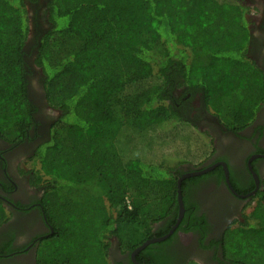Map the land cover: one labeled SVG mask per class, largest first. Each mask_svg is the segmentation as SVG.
I'll list each match as a JSON object with an SVG mask.
<instances>
[{"label": "trees", "instance_id": "trees-1", "mask_svg": "<svg viewBox=\"0 0 264 264\" xmlns=\"http://www.w3.org/2000/svg\"><path fill=\"white\" fill-rule=\"evenodd\" d=\"M251 13L246 0H0V138L23 142L34 124L30 62L54 111L50 140L24 163L54 228L44 264H108L112 238L133 252L152 223L175 222L182 167L212 154L185 161L211 144L193 101L237 131L264 104ZM86 182L101 203L76 198L91 187L64 199ZM255 201L223 235L230 264H264V184Z\"/></svg>", "mask_w": 264, "mask_h": 264}, {"label": "flooded vegetation", "instance_id": "flooded-vegetation-1", "mask_svg": "<svg viewBox=\"0 0 264 264\" xmlns=\"http://www.w3.org/2000/svg\"><path fill=\"white\" fill-rule=\"evenodd\" d=\"M246 2L254 11L248 15L250 58L264 72V0ZM30 65L34 124L23 142L13 144L0 138V202L7 212V220L0 226V264H42L45 240L54 232L43 205L45 190L34 185L20 167L36 148L50 140L55 121L41 88L39 69L32 62ZM189 108L190 119L210 137L212 154L197 168L184 165L180 178L196 169H213L184 180L189 182L183 187L185 213L181 221L176 227L178 213L175 222L171 216V220L168 217L152 223L154 238L170 236L141 251L136 256L140 264H230L224 257L223 235L245 223L264 184V104L254 121L241 131L206 111L197 99ZM223 164L228 168V178ZM133 252L112 238L108 264H136Z\"/></svg>", "mask_w": 264, "mask_h": 264}, {"label": "rangeland", "instance_id": "rangeland-1", "mask_svg": "<svg viewBox=\"0 0 264 264\" xmlns=\"http://www.w3.org/2000/svg\"><path fill=\"white\" fill-rule=\"evenodd\" d=\"M246 4H247V2H246ZM251 12H254L252 8H251ZM49 111L51 113V111H53V110H49ZM51 114L54 115V113H51ZM209 140H210V137H209ZM204 148H203L204 151L202 150L203 152H201L199 154V156H197L198 155L197 152L195 154L193 153L192 155H190V151L186 152L185 161L188 162V160H189V161L195 162L197 164L200 163L205 157H208V155L212 151V144H209V146L204 147ZM20 167H21L22 171H25V166H24L23 162L20 163ZM89 187L93 188V191H90V194H92L93 197L89 196L88 194H79V193H77V197L76 198H78L81 201H92L94 203H101L103 201V199L100 198V197H103L102 191L98 190V188H96L97 186L94 183H88V182L83 183L81 188H78V189H72V190L65 189V192L63 193L64 194L63 197H64V199H72L73 198L72 195L74 194L75 190L77 192H82V191H80L81 189L86 188V189L90 190ZM44 263H45V258L43 259V263L42 264H44Z\"/></svg>", "mask_w": 264, "mask_h": 264}, {"label": "water", "instance_id": "water-1", "mask_svg": "<svg viewBox=\"0 0 264 264\" xmlns=\"http://www.w3.org/2000/svg\"><path fill=\"white\" fill-rule=\"evenodd\" d=\"M224 168H225V172L227 175V178L229 176V171L228 168L226 166V164H223ZM213 169V167H209V168H200V169H196L191 173L186 174L184 177L180 178L178 180V185H177V200H178V205H179V220L178 223L176 225V227L178 226L179 222L181 221L184 213H185V208H184V202H183V190H182V184L183 181L189 177H197V176H201L204 174H207L208 172H210ZM175 227V228H176ZM175 228L172 230V232L170 234L173 233V231L175 230ZM170 235L161 237V238H154V239H150L148 241H146L143 245H141L140 247H138L137 249H135V251L132 254L133 260L135 261L136 264H140L136 261V256L143 251L145 248H147L149 245L152 244H156V243H160L162 241H165Z\"/></svg>", "mask_w": 264, "mask_h": 264}]
</instances>
